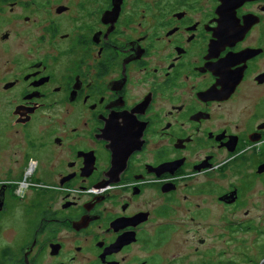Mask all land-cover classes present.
<instances>
[{"label":"flooded vegetation","instance_id":"1","mask_svg":"<svg viewBox=\"0 0 264 264\" xmlns=\"http://www.w3.org/2000/svg\"><path fill=\"white\" fill-rule=\"evenodd\" d=\"M263 163L264 0H0V260L163 264Z\"/></svg>","mask_w":264,"mask_h":264},{"label":"rangeland","instance_id":"2","mask_svg":"<svg viewBox=\"0 0 264 264\" xmlns=\"http://www.w3.org/2000/svg\"><path fill=\"white\" fill-rule=\"evenodd\" d=\"M254 203L245 207H232L231 228L220 227L215 232H206L207 221L183 226L193 228L190 232L179 230L164 247L166 257L163 264H260L264 258V177L250 193ZM249 209L250 214L245 215ZM219 212H216L218 215ZM0 225V248L15 249L18 226L6 215ZM218 222V217L216 221ZM249 227H239V225ZM220 226V225H218ZM200 228L196 233L195 229ZM206 237L205 244L199 238Z\"/></svg>","mask_w":264,"mask_h":264},{"label":"trees","instance_id":"3","mask_svg":"<svg viewBox=\"0 0 264 264\" xmlns=\"http://www.w3.org/2000/svg\"><path fill=\"white\" fill-rule=\"evenodd\" d=\"M2 256H1V263L0 264H9V260H10V253L8 250L1 252Z\"/></svg>","mask_w":264,"mask_h":264},{"label":"water","instance_id":"4","mask_svg":"<svg viewBox=\"0 0 264 264\" xmlns=\"http://www.w3.org/2000/svg\"><path fill=\"white\" fill-rule=\"evenodd\" d=\"M258 171L259 172H263L264 171V163L259 166ZM228 197H230V195L222 197V198L226 199L227 201H230V202H233L235 200V198H231L230 200H228ZM1 206H2V203L0 202V208H1ZM260 264H264V258L262 259Z\"/></svg>","mask_w":264,"mask_h":264}]
</instances>
